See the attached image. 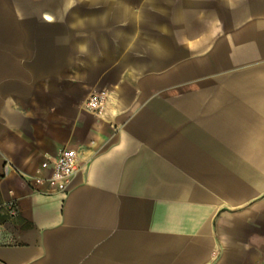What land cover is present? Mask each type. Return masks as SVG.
I'll return each instance as SVG.
<instances>
[{
  "label": "crops",
  "instance_id": "0c3cea01",
  "mask_svg": "<svg viewBox=\"0 0 264 264\" xmlns=\"http://www.w3.org/2000/svg\"><path fill=\"white\" fill-rule=\"evenodd\" d=\"M0 264H264V0H0Z\"/></svg>",
  "mask_w": 264,
  "mask_h": 264
},
{
  "label": "built area",
  "instance_id": "2783aa9c",
  "mask_svg": "<svg viewBox=\"0 0 264 264\" xmlns=\"http://www.w3.org/2000/svg\"><path fill=\"white\" fill-rule=\"evenodd\" d=\"M109 93L100 91L92 94L85 103V108L92 114L101 115L107 108ZM89 160H83L80 152L75 149H64L56 158L49 159L50 171L45 177H39L37 184L43 188V194H65L75 176L80 174ZM10 216L18 214L14 201L4 204Z\"/></svg>",
  "mask_w": 264,
  "mask_h": 264
}]
</instances>
